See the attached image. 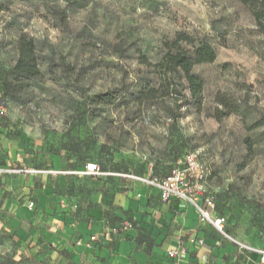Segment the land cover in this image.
I'll list each match as a JSON object with an SVG mask.
<instances>
[{
    "label": "rangeland",
    "instance_id": "obj_1",
    "mask_svg": "<svg viewBox=\"0 0 264 264\" xmlns=\"http://www.w3.org/2000/svg\"><path fill=\"white\" fill-rule=\"evenodd\" d=\"M0 6V83L12 78L22 33L46 57L42 77L18 100L8 99L1 152L22 148L35 165L59 155L73 168L94 160L107 170L160 177L183 152L195 151L207 169L206 195L225 211L226 228L264 245V124L253 125L264 121V31L242 0H0ZM179 31L210 40L217 58L194 66L204 80L201 104L190 99L171 131L168 104L180 95L144 103L130 96L152 75L140 53L159 61L163 41ZM106 92L112 99L96 97ZM218 92L242 102L243 111L218 119ZM0 169L1 178L7 172ZM23 247L0 228V264H86Z\"/></svg>",
    "mask_w": 264,
    "mask_h": 264
},
{
    "label": "crops",
    "instance_id": "obj_2",
    "mask_svg": "<svg viewBox=\"0 0 264 264\" xmlns=\"http://www.w3.org/2000/svg\"><path fill=\"white\" fill-rule=\"evenodd\" d=\"M0 163V228L26 253L86 264H264L262 243L230 225L220 232L191 202L165 200L142 181L73 173L59 155L29 172L35 164L22 148H0Z\"/></svg>",
    "mask_w": 264,
    "mask_h": 264
},
{
    "label": "trees",
    "instance_id": "obj_3",
    "mask_svg": "<svg viewBox=\"0 0 264 264\" xmlns=\"http://www.w3.org/2000/svg\"><path fill=\"white\" fill-rule=\"evenodd\" d=\"M242 1L252 11L258 26L264 31V0ZM16 48L18 56L9 72L12 78L0 83V90L3 91L7 102L9 98L18 100L19 96L30 87L32 80L42 77L43 71L41 63L46 59L39 50L36 39L28 33H22L18 37ZM216 58L217 51L210 40L207 38H198L186 31H179L174 37L163 41V55L159 61L152 62L148 59L146 54L140 53L141 62L147 64L151 68L149 73L152 75L150 81L137 88L135 92L131 93L130 97L133 101L144 103L148 99H160L166 96L180 95V102L179 99L176 98L174 106L168 104L169 127L171 131H175L178 119L182 113V107L186 105L190 99L198 105L201 104V92L204 88V80L200 75L194 72V66L200 63L213 62ZM60 60L63 65L65 64L64 69L68 72V66L66 62H64V56L61 54ZM52 65L54 64H49V66ZM50 71H53V69L51 68ZM96 97L99 98L100 101L112 99L110 92L99 93ZM215 99L222 107L217 109L218 119H222L224 116L231 113H241L243 111L242 102L233 99L224 92H218ZM263 124L264 121L259 119L255 121L253 125L257 127ZM247 145L249 153H251L253 145L249 143L248 140ZM187 152L189 151L182 153V157L176 165L181 162ZM89 162L98 163L104 171L145 176L134 172L107 170L100 162L94 160L85 162L82 167L85 168ZM43 165L44 164H38L35 165L34 168L45 169ZM78 169L79 168H73V170ZM111 176L114 175L103 177ZM221 212L220 215H225V211Z\"/></svg>",
    "mask_w": 264,
    "mask_h": 264
},
{
    "label": "built area",
    "instance_id": "obj_4",
    "mask_svg": "<svg viewBox=\"0 0 264 264\" xmlns=\"http://www.w3.org/2000/svg\"><path fill=\"white\" fill-rule=\"evenodd\" d=\"M7 112L8 102L3 91L0 90V122L7 115ZM27 171L42 172L43 170L28 169ZM72 172L90 176L124 175L142 181L157 188L165 200L176 198L191 202L199 209L203 219L211 221L217 230L226 233L227 217L225 215L212 216L211 214V209L216 208V201L212 196L206 195L207 169L195 151L187 152L178 165L174 166L167 175L160 177L104 171L95 162H89L85 168ZM202 199H204L203 203H201ZM33 205L34 203L31 202L30 206ZM92 239H97V236H92ZM259 251L261 252V261L264 263V249ZM170 255L174 256L175 252L171 251Z\"/></svg>",
    "mask_w": 264,
    "mask_h": 264
}]
</instances>
